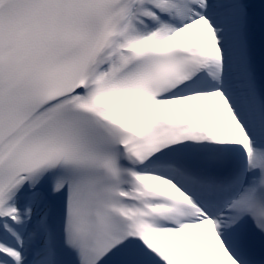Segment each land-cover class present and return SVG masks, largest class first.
Instances as JSON below:
<instances>
[{
    "label": "snow or ice",
    "instance_id": "6c2138e0",
    "mask_svg": "<svg viewBox=\"0 0 264 264\" xmlns=\"http://www.w3.org/2000/svg\"><path fill=\"white\" fill-rule=\"evenodd\" d=\"M0 264H264V0H0Z\"/></svg>",
    "mask_w": 264,
    "mask_h": 264
}]
</instances>
